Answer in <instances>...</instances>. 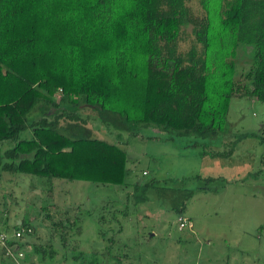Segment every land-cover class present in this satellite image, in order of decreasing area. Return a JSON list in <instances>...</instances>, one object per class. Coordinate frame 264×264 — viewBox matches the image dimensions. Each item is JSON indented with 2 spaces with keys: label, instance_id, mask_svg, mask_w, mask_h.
<instances>
[{
  "label": "trees",
  "instance_id": "16d2710c",
  "mask_svg": "<svg viewBox=\"0 0 264 264\" xmlns=\"http://www.w3.org/2000/svg\"><path fill=\"white\" fill-rule=\"evenodd\" d=\"M189 2L0 0V182L126 187V152L90 137L91 122L205 138L222 131L230 98L264 103V0H197L201 13ZM238 51L250 62L233 81ZM147 187L134 185L135 204Z\"/></svg>",
  "mask_w": 264,
  "mask_h": 264
},
{
  "label": "rangeland",
  "instance_id": "374dc122",
  "mask_svg": "<svg viewBox=\"0 0 264 264\" xmlns=\"http://www.w3.org/2000/svg\"><path fill=\"white\" fill-rule=\"evenodd\" d=\"M189 6L201 13L197 0ZM245 53L237 52L233 81L249 66ZM90 128V137L126 152L127 186L3 174L0 234L13 239L21 222L30 232L10 255L0 248V264H264V103L230 98L222 131L205 138ZM140 184L148 187L135 204ZM180 216L189 229H177ZM34 246L52 250L51 261Z\"/></svg>",
  "mask_w": 264,
  "mask_h": 264
},
{
  "label": "built area",
  "instance_id": "2783aa9c",
  "mask_svg": "<svg viewBox=\"0 0 264 264\" xmlns=\"http://www.w3.org/2000/svg\"><path fill=\"white\" fill-rule=\"evenodd\" d=\"M59 93V91H58ZM176 224H177V229L179 231L183 230V229H189L191 227L189 221L185 218V217H178L177 220H176ZM29 229L27 230H20V231H15L14 234H13V239L12 240H17L18 238L21 237V235H25L27 233H29ZM7 241L6 237L3 236V235H0V248L1 249H4L5 251V255H10V253L7 251V248L9 247H6L5 246V242ZM9 257V256H8Z\"/></svg>",
  "mask_w": 264,
  "mask_h": 264
}]
</instances>
